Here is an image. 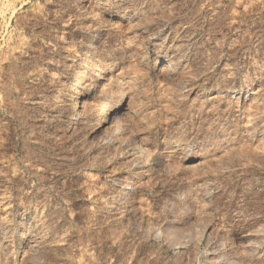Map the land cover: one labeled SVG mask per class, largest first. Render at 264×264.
Here are the masks:
<instances>
[{
    "label": "rangeland",
    "instance_id": "obj_1",
    "mask_svg": "<svg viewBox=\"0 0 264 264\" xmlns=\"http://www.w3.org/2000/svg\"><path fill=\"white\" fill-rule=\"evenodd\" d=\"M0 264H264V0H0Z\"/></svg>",
    "mask_w": 264,
    "mask_h": 264
},
{
    "label": "bare ground",
    "instance_id": "obj_2",
    "mask_svg": "<svg viewBox=\"0 0 264 264\" xmlns=\"http://www.w3.org/2000/svg\"><path fill=\"white\" fill-rule=\"evenodd\" d=\"M91 13V12H90ZM89 53V52H88ZM97 69V68H96ZM81 81L83 82L82 83V87L85 89L89 84H88V81L85 80L83 74L81 75ZM104 78L102 76H98V78L96 77V80L97 81H101L103 80ZM82 88V89H83ZM74 94H78V90L77 89H74ZM70 108L71 110L73 111H76L77 109L79 110V103H78V98L75 97L72 101H71V104H70ZM103 115V114H102ZM122 121V120H121ZM103 117H100L98 118L96 121H95V124H94V130L95 131H102L103 130ZM141 150V149H140ZM163 206L165 208L166 211H168L171 207V198L170 197H166L164 200H163ZM128 209L127 207H124L123 209V215H127L128 214Z\"/></svg>",
    "mask_w": 264,
    "mask_h": 264
}]
</instances>
